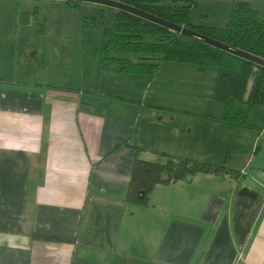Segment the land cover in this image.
Listing matches in <instances>:
<instances>
[{
	"label": "crops",
	"instance_id": "0c3cea01",
	"mask_svg": "<svg viewBox=\"0 0 264 264\" xmlns=\"http://www.w3.org/2000/svg\"><path fill=\"white\" fill-rule=\"evenodd\" d=\"M247 1L264 18V0ZM233 2L197 0L222 10ZM223 12L224 21L196 23L223 26ZM30 16L24 25L17 13L16 25L4 29L0 20V61L5 41L20 29L26 38L52 36L48 24L41 32ZM39 50L26 48L22 63L34 64ZM4 60L0 264H264V110L254 128L215 120L226 135L247 143L249 153L236 143L227 166L239 175L198 173L158 184L147 204L133 203L126 200L131 171L145 150L135 136H148V123L166 124L165 116L145 110L142 91L113 86L132 82L128 75L137 86L148 85L145 74H104L99 64L85 82L84 64L79 77L47 63L35 74H19ZM97 78L109 79L107 88L95 84Z\"/></svg>",
	"mask_w": 264,
	"mask_h": 264
},
{
	"label": "rangeland",
	"instance_id": "374dc122",
	"mask_svg": "<svg viewBox=\"0 0 264 264\" xmlns=\"http://www.w3.org/2000/svg\"><path fill=\"white\" fill-rule=\"evenodd\" d=\"M160 2L172 6L181 1L160 0ZM25 4H29L33 19L41 22L45 18L53 34L46 39L26 38L20 29L19 36L13 33L14 37L8 38L5 43L2 40L5 48L4 57L0 62L4 69L8 62L4 58L11 61V68L19 74L25 72L35 74L39 63L41 65L47 63L51 69L59 68L60 65L69 68V74L75 75L80 72L84 64L85 82H87L89 70L93 69L96 73L99 68L101 49L106 44L105 30L114 25L117 10L86 1L0 0V20L3 29L10 23L11 25L16 23L17 13L21 18L22 13L28 8ZM222 11H226L223 13L229 18L232 5L222 10L216 4L204 6L197 3L191 19L194 23L205 19L211 23V21H220L223 17L224 21L225 16ZM262 13L264 16V12ZM206 15L209 16L206 18ZM31 47H41V51L39 50L40 53L34 64L25 65L22 63L23 51ZM55 47L61 48L55 50ZM121 55L134 60L140 58L137 53ZM38 73L40 74L39 68ZM78 76L80 77V73ZM140 76L149 79L148 85L144 82L142 86L139 84L137 86V81H134L135 75H128L127 78L132 82L114 83L113 87L134 93L142 91L140 101L145 110L156 109L165 116L166 124L148 123L146 134L149 135L135 136L134 142L144 146L142 157L145 160L164 164L168 156H175L228 166L233 165V147L236 143H241L244 150L250 152L244 137L239 140L233 134L228 136L223 132L221 125L215 123V120L223 114V104L214 99L218 76L216 69L199 70L190 63L163 61L155 74ZM93 82L105 89L109 79L97 78ZM261 110H264V105H256L252 108L249 118L251 123H262ZM234 163L240 165L241 161L237 160Z\"/></svg>",
	"mask_w": 264,
	"mask_h": 264
},
{
	"label": "trees",
	"instance_id": "16d2710c",
	"mask_svg": "<svg viewBox=\"0 0 264 264\" xmlns=\"http://www.w3.org/2000/svg\"><path fill=\"white\" fill-rule=\"evenodd\" d=\"M117 1L264 58V18L247 0H234L223 26L194 23L191 18L197 0H179V4L172 6L160 0ZM30 15V12L22 13L20 23L29 24ZM37 24L41 32L47 26L45 18ZM105 37L99 60L102 73L153 75L163 61L190 63L199 70L214 68L218 74L214 99L223 104V114L217 120L237 127H256L249 118L254 106L264 105L263 66L121 10L116 12L114 25L106 28ZM122 53H137L140 58L123 57ZM261 146L260 142L256 151ZM168 157L164 164L139 157L135 160L126 196L128 202L147 204L156 185L190 181L198 173L239 175L224 165Z\"/></svg>",
	"mask_w": 264,
	"mask_h": 264
},
{
	"label": "water",
	"instance_id": "95a60500",
	"mask_svg": "<svg viewBox=\"0 0 264 264\" xmlns=\"http://www.w3.org/2000/svg\"><path fill=\"white\" fill-rule=\"evenodd\" d=\"M66 1H86V2H93V3H97L100 5H105V6H109L112 8H115L116 10H121V11H125L128 12L130 14H133L137 17H140L144 20L150 21L152 23H155L157 25L163 26L165 28H168L172 31L178 32L184 36L193 38L195 40H198L200 42L206 43L210 46H213L217 49H220L222 51H225L227 53L233 54L235 56L241 57L245 60H248L254 64H257L259 66H263L264 67V58L259 57L257 55H254L252 53H249L245 50L236 48L234 46H231L229 44H226L224 42H221L219 40H216L214 38H211L207 35H204L202 33H199L195 30H192L190 28H187L185 26L176 24L174 22H171L169 20H166L164 18H161L159 16H156L152 13L146 12L144 10H141L139 8H136L132 5L117 1V0H66Z\"/></svg>",
	"mask_w": 264,
	"mask_h": 264
}]
</instances>
